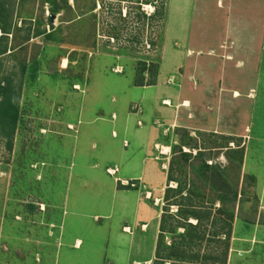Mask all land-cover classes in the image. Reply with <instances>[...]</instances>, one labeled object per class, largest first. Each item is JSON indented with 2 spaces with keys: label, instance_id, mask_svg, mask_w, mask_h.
I'll return each mask as SVG.
<instances>
[{
  "label": "rangeland",
  "instance_id": "374dc122",
  "mask_svg": "<svg viewBox=\"0 0 264 264\" xmlns=\"http://www.w3.org/2000/svg\"><path fill=\"white\" fill-rule=\"evenodd\" d=\"M1 85L0 264H56L80 106L119 116V138L82 127L93 157L120 161L126 112L147 143L130 135V166L105 169L128 178L120 208L89 221L102 264H264V0H0ZM82 231L57 264L99 263Z\"/></svg>",
  "mask_w": 264,
  "mask_h": 264
},
{
  "label": "crops",
  "instance_id": "0c3cea01",
  "mask_svg": "<svg viewBox=\"0 0 264 264\" xmlns=\"http://www.w3.org/2000/svg\"><path fill=\"white\" fill-rule=\"evenodd\" d=\"M80 107H78V112L75 113L76 115L73 117L74 119H77V124L75 126L78 128L77 134L74 135L73 148H71L73 152V161L69 166L68 174L66 175L63 173L61 179H58V184L60 180H62V188L59 189V194L57 193L55 195L59 198L58 202L59 207L61 208V210H58L59 212L57 214L61 217L60 238L62 246H60L61 248L57 256L56 264L58 263L60 255H64L66 251H79L82 249L85 242L88 241V238L87 240L85 239V241L81 236H78L79 233H83L82 230H85V237H87V233L94 232V230L97 231L99 241L97 240V243L92 242L91 248L92 250L96 248L98 249L99 263L97 264L103 263L105 256L102 251L105 248L107 239L105 228L103 226L98 227L97 229L93 228L89 221H93V217L96 218L97 216H110L116 212V208H120L119 200L122 199V195L126 194L127 190L118 188L116 182L118 179L122 180L128 178L127 175H123V172H121L122 177L114 180L113 177L106 173L105 169L110 167V169L113 170L112 166L115 165L120 171V168L123 170L130 166V164H127L126 161H124L126 159L129 160L127 156L128 150L125 149L130 146V135L136 140L135 142L137 143L136 145L138 148L140 147V144H143L144 148L147 145L145 141L146 138L143 134L145 130L135 128L138 127L137 122H139L140 119L138 118L136 120L134 116L137 115L133 114L132 116L126 112L123 115L122 120L119 122V130L122 139L121 148L120 150L118 148L119 152L117 151L115 153L116 156L120 155V161L115 159L112 161L103 154L98 155V157H93L90 149L96 146L98 136L89 132L86 136L87 139L90 137L89 140L86 139L83 146L81 145L80 147L82 127L85 126V129L87 130H94L91 129V127L108 121L111 124L112 138H119L120 134L118 130L113 128L115 125L118 126L117 122L119 116L115 111L110 115L102 114V110L99 109L92 117L88 118L84 115V106ZM77 156L79 157V160ZM116 156H114V158H116ZM65 163L66 162L63 160L62 165L64 167ZM55 189V184H53L50 191L55 193ZM92 189L96 192V199H98L96 202H92L88 196V193H90ZM44 193L47 196H50L51 194L47 190ZM43 209L45 210V208ZM18 219V216L14 214L11 219V226H14L15 222L19 223ZM32 223L33 222H31V224ZM89 229L94 230L90 232ZM48 234L49 233L47 232V236ZM69 253L70 252L67 254ZM68 258L70 259V257Z\"/></svg>",
  "mask_w": 264,
  "mask_h": 264
},
{
  "label": "trees",
  "instance_id": "16d2710c",
  "mask_svg": "<svg viewBox=\"0 0 264 264\" xmlns=\"http://www.w3.org/2000/svg\"><path fill=\"white\" fill-rule=\"evenodd\" d=\"M4 91H5V88L3 85L0 86V95H3L4 94ZM217 175H214L213 179H211V185L219 190L220 192H225L226 188H227V183L226 181L224 180L223 176L221 174H218L216 173ZM219 188V189H218ZM179 212V210L177 211V213ZM191 214V213H190ZM189 215V214H188ZM187 217V216H186ZM198 219V218H196ZM189 226L191 228H195L197 225H193L191 223H189ZM161 236H159V239H158V242H157V260L160 259V258H165V257H160V253H159V247H160V240H161Z\"/></svg>",
  "mask_w": 264,
  "mask_h": 264
},
{
  "label": "bare ground",
  "instance_id": "6f19581e",
  "mask_svg": "<svg viewBox=\"0 0 264 264\" xmlns=\"http://www.w3.org/2000/svg\"><path fill=\"white\" fill-rule=\"evenodd\" d=\"M75 86H76V85H75ZM164 103L167 104V105H170V102H169L168 100H166ZM166 152H167V149L165 150L164 153H166Z\"/></svg>",
  "mask_w": 264,
  "mask_h": 264
}]
</instances>
